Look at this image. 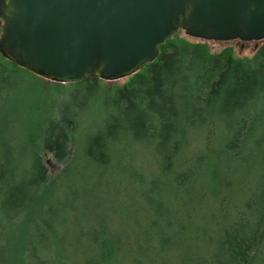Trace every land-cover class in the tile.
Here are the masks:
<instances>
[{
    "label": "trees",
    "instance_id": "16d2710c",
    "mask_svg": "<svg viewBox=\"0 0 264 264\" xmlns=\"http://www.w3.org/2000/svg\"><path fill=\"white\" fill-rule=\"evenodd\" d=\"M210 44L28 101L0 55V264H264V40Z\"/></svg>",
    "mask_w": 264,
    "mask_h": 264
},
{
    "label": "water",
    "instance_id": "95a60500",
    "mask_svg": "<svg viewBox=\"0 0 264 264\" xmlns=\"http://www.w3.org/2000/svg\"><path fill=\"white\" fill-rule=\"evenodd\" d=\"M179 31L263 41L264 0H0V55L56 84L128 78Z\"/></svg>",
    "mask_w": 264,
    "mask_h": 264
},
{
    "label": "rangeland",
    "instance_id": "374dc122",
    "mask_svg": "<svg viewBox=\"0 0 264 264\" xmlns=\"http://www.w3.org/2000/svg\"><path fill=\"white\" fill-rule=\"evenodd\" d=\"M258 43L259 42H240V41L212 42V44L209 45V49L211 52L215 53V52H219L225 47H231L234 54L237 57H249L253 54ZM11 83L14 84L12 93H23L22 97H18V100L22 98L23 100L28 101L30 94L36 96L37 94H41V93H56L59 90V88H57V85H55L56 83L54 84L50 81H46L44 79H41L33 75H27L25 73L19 74L18 77L11 79ZM106 83L109 86H113L114 84L119 85L122 83V80H118L110 83L106 82ZM66 89H68L67 91L70 92V90L71 91L73 90V87L68 86Z\"/></svg>",
    "mask_w": 264,
    "mask_h": 264
}]
</instances>
